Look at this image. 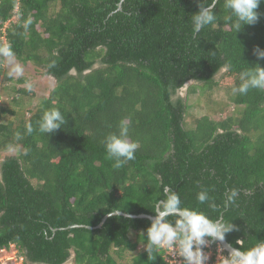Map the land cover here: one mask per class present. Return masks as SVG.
Masks as SVG:
<instances>
[{
    "label": "trees",
    "instance_id": "obj_1",
    "mask_svg": "<svg viewBox=\"0 0 264 264\" xmlns=\"http://www.w3.org/2000/svg\"><path fill=\"white\" fill-rule=\"evenodd\" d=\"M196 11L197 0H0V82L13 79L6 58L56 79L26 114L0 105V158L16 151L0 161V249L15 244L31 264H63L72 250L73 264H166L163 248L147 253L151 218L140 217H154L164 184L184 205L232 221L225 239L234 247L264 240V90L232 91L240 71L264 67L253 53L264 49V2L258 20L237 33L221 3L216 22L193 39ZM190 80L189 95L221 87L235 112L207 113L189 126V99L179 91ZM27 82L11 86L16 106L37 95ZM52 108L66 123L27 134ZM121 121L138 148L117 169L102 141ZM201 186L216 208L196 200ZM233 188L235 203L225 209ZM112 207L132 218L114 215L97 227Z\"/></svg>",
    "mask_w": 264,
    "mask_h": 264
},
{
    "label": "clouds",
    "instance_id": "obj_2",
    "mask_svg": "<svg viewBox=\"0 0 264 264\" xmlns=\"http://www.w3.org/2000/svg\"><path fill=\"white\" fill-rule=\"evenodd\" d=\"M262 2L264 0H197L198 11L191 15L193 39H196L206 26L216 22L214 9L221 3L223 9L227 10L225 21L237 33L242 25L254 24L258 20L257 9ZM30 24L31 19L25 22L24 27L27 28ZM2 51L5 56L12 55L8 48ZM253 53L258 60H264V49L256 46ZM238 79L239 84L232 88L234 94L247 95L251 89L264 90V67L259 63L252 64L240 71ZM31 89L32 85L27 84V90L31 91ZM65 123L64 114L59 109L52 108L42 112L35 128L28 123L25 131L29 135L34 131L48 135L60 129ZM128 135V124L121 121L118 132L108 134L102 141L107 158L114 161V168L119 169L128 161L135 159L138 144L130 141ZM236 196V189L228 190L224 195L223 208L226 209L234 204ZM196 200L199 204H207L212 208L217 207L209 189L202 186L196 194ZM120 209L112 207L107 210V216L120 215ZM151 209L155 215L146 229L147 253L159 248H168L182 257L184 264H204L207 257L202 252L201 246L206 244L205 237L223 241L226 233L235 228L232 221L226 222L222 216L213 219L199 208L184 205L179 192L167 184L161 186L160 194L156 197ZM127 216L128 219L132 218L130 214ZM241 242L242 240L237 241L241 248H232L227 257L223 256L222 264H264V240H257L246 250Z\"/></svg>",
    "mask_w": 264,
    "mask_h": 264
},
{
    "label": "rangeland",
    "instance_id": "obj_3",
    "mask_svg": "<svg viewBox=\"0 0 264 264\" xmlns=\"http://www.w3.org/2000/svg\"><path fill=\"white\" fill-rule=\"evenodd\" d=\"M16 19L17 18H14L13 21H16ZM4 67L7 68L8 74L11 75L13 79L12 81H5L2 78L0 82V105L9 108L16 107L20 111L19 114H22V112L23 114H26L29 109L34 107L41 96L49 93L56 83V79L53 76L44 74L42 68H37L28 62L22 63L14 58H6L4 60ZM17 69H19V71H17ZM25 76L28 78L25 87L30 83L32 85L31 91L35 92L37 95L35 97H27L23 99L22 102L16 106L14 103L10 102L11 97L15 94L11 86L16 88L21 87L22 84L16 83V80ZM179 95L186 100L189 99L188 104L190 105V108L189 116L187 118L189 126L193 125L195 118L207 113L218 118L225 117L227 114L235 112V106L229 101L228 94L221 87H216L211 91L202 90V93L199 89L196 94L192 95L188 94V89L180 90ZM10 118V116H4L3 120L7 121ZM15 152V150L3 152L0 161L4 156L15 154ZM132 256L133 253H129L128 260H130Z\"/></svg>",
    "mask_w": 264,
    "mask_h": 264
},
{
    "label": "built area",
    "instance_id": "obj_4",
    "mask_svg": "<svg viewBox=\"0 0 264 264\" xmlns=\"http://www.w3.org/2000/svg\"><path fill=\"white\" fill-rule=\"evenodd\" d=\"M206 244L201 246L202 252L207 257L204 264H222L223 256L229 254L225 251L222 245L205 237ZM163 257L166 264H184L182 257H179L176 252L171 249L163 248ZM0 264H26V259L15 244H11L9 248L0 249Z\"/></svg>",
    "mask_w": 264,
    "mask_h": 264
},
{
    "label": "water",
    "instance_id": "obj_5",
    "mask_svg": "<svg viewBox=\"0 0 264 264\" xmlns=\"http://www.w3.org/2000/svg\"><path fill=\"white\" fill-rule=\"evenodd\" d=\"M74 72V71H73ZM194 82V80H190L187 81V83L184 85V87L181 88V90H186L188 88V86L190 84H192ZM120 214H125L123 212H120ZM127 215V214H125ZM140 217H150L153 218L152 216H148V215H140ZM108 218V216L106 215L104 217V219L102 220V222L97 226V227H101L103 225V223L106 221V219ZM212 241V243H220L222 245V247L225 249V251L229 254L232 248H236L234 247L231 243H229L226 239H224L223 241H219V240H214V239H210ZM74 257H75V252L74 250H72V255L71 257L63 264H73L74 263Z\"/></svg>",
    "mask_w": 264,
    "mask_h": 264
},
{
    "label": "crops",
    "instance_id": "obj_6",
    "mask_svg": "<svg viewBox=\"0 0 264 264\" xmlns=\"http://www.w3.org/2000/svg\"><path fill=\"white\" fill-rule=\"evenodd\" d=\"M28 264H31V263H28Z\"/></svg>",
    "mask_w": 264,
    "mask_h": 264
}]
</instances>
